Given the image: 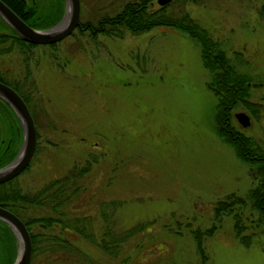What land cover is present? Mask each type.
<instances>
[{
    "label": "rangeland",
    "instance_id": "rangeland-1",
    "mask_svg": "<svg viewBox=\"0 0 264 264\" xmlns=\"http://www.w3.org/2000/svg\"><path fill=\"white\" fill-rule=\"evenodd\" d=\"M79 1V18L85 19L112 13L123 0ZM257 5L258 0H196L171 7L188 11L236 68L257 81L264 80V22ZM49 44L0 53V69L28 93L36 131L37 148L17 175L18 185L35 190L94 156L67 204L68 217L87 216L95 238L108 224L116 234L149 221L114 255L74 234L76 250L49 264H201L189 229L211 224L215 228L202 242L203 264H264V232L255 230L244 245L229 217H212L216 200L229 192L243 195L254 180L249 163L213 129L216 98L206 86L210 74L198 44L167 26L120 37L74 28ZM259 91L253 86L249 94L256 98ZM235 111L248 114L250 123L241 126ZM232 112L234 124L264 147V116L254 119L241 105ZM113 201L118 205L111 209L107 203ZM41 255L30 264H39Z\"/></svg>",
    "mask_w": 264,
    "mask_h": 264
},
{
    "label": "trees",
    "instance_id": "trees-1",
    "mask_svg": "<svg viewBox=\"0 0 264 264\" xmlns=\"http://www.w3.org/2000/svg\"><path fill=\"white\" fill-rule=\"evenodd\" d=\"M2 1L34 28H46L54 24L60 18L65 5L64 0ZM152 1L123 0L112 13L105 12L96 18H79L75 29L79 32L87 31L90 35L100 33L120 37L124 31L138 34L155 26H167L180 30L198 44L202 64L210 74L206 86L216 98L213 129L249 163V173L254 180L252 187L243 195L229 192L216 200L212 206V217L214 219L229 217L234 236L242 244L247 245L255 230L259 233L264 232V147L259 140L244 134L234 124L232 110L241 105L254 119L264 116V80L251 81L250 74L236 68L220 42L212 38L206 28L194 20L188 11L180 8L176 11L171 7L175 1L185 3L196 0H169L156 7H152ZM256 13L264 22V0H258ZM33 45L35 43L24 40L0 17V53L9 51L12 46L24 52ZM0 81L16 90L31 111L28 93L22 90L18 80L7 78L0 69ZM253 86L261 88L256 98L249 94ZM21 138L15 112L0 98V167L16 154ZM36 148L35 144L33 154ZM92 161H95L94 156L91 159L86 157L79 164L75 162L60 175L46 179L40 187L32 191L21 190L17 182L18 174L0 182V205L15 213L29 233L31 257L28 264L40 253L43 259L39 264H49L56 261L54 259L62 257L64 251H75V244L70 241L74 234L82 235L106 254L114 255L120 252L122 248L120 243L148 227L149 221H138L126 229L117 230L115 234L108 224L100 230L98 238H95L91 228L87 227L90 222L87 216L81 219L77 217L79 215L68 217L67 204L77 196L82 178L89 171ZM29 163L30 160L24 169ZM103 203L100 201L98 204L101 215L105 216L102 208L107 206L102 207ZM107 205L113 209L118 204L113 201L112 205L109 203ZM34 209H40L41 212L38 215L29 213V210ZM214 228L215 225L211 224L204 229L197 226L189 229L201 264L207 258L202 244L203 238L210 235ZM157 246L155 245L156 249ZM15 254V236L9 225L0 219V264H11Z\"/></svg>",
    "mask_w": 264,
    "mask_h": 264
},
{
    "label": "water",
    "instance_id": "water-1",
    "mask_svg": "<svg viewBox=\"0 0 264 264\" xmlns=\"http://www.w3.org/2000/svg\"><path fill=\"white\" fill-rule=\"evenodd\" d=\"M169 0H156L164 4ZM64 11L58 21L46 28H34L28 25L2 0L0 17L24 40L35 44H47L61 40L69 35L79 21L80 1L64 0ZM0 98L13 109L21 129V143L16 154L0 167V182L16 176L29 162L36 141V131L31 113L22 97L8 84L0 81ZM234 117L241 126L250 123L248 114L235 111ZM0 219L6 222L16 238V255L11 264H28L31 254V240L23 221L12 211L0 205Z\"/></svg>",
    "mask_w": 264,
    "mask_h": 264
},
{
    "label": "flooded vegetation",
    "instance_id": "flooded-vegetation-1",
    "mask_svg": "<svg viewBox=\"0 0 264 264\" xmlns=\"http://www.w3.org/2000/svg\"><path fill=\"white\" fill-rule=\"evenodd\" d=\"M12 263V262H11Z\"/></svg>",
    "mask_w": 264,
    "mask_h": 264
}]
</instances>
